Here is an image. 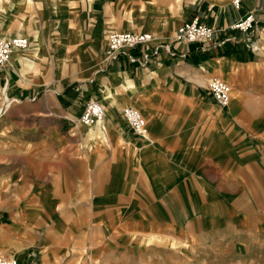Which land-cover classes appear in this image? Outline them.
I'll use <instances>...</instances> for the list:
<instances>
[{"label": "rangeland", "instance_id": "374dc122", "mask_svg": "<svg viewBox=\"0 0 264 264\" xmlns=\"http://www.w3.org/2000/svg\"><path fill=\"white\" fill-rule=\"evenodd\" d=\"M55 2L0 0V34L4 29L7 39L22 35L31 43L37 38L32 33L39 31L45 49L35 58V73L24 71L20 77L8 65L0 69V258L20 264L17 255L33 252L34 264H264V162L244 170L236 146L235 163L228 164L225 157L211 159L201 144L208 141L207 128L200 138L207 157L202 163L198 157L185 159L186 181L176 178L171 183V198H155L147 177L131 178L132 184L117 187L124 192L105 198L103 205L95 198L105 187L58 189L69 176L85 175L78 157L102 152L112 159L118 151L95 127H82L75 119L68 136L74 139L70 147L77 157L70 159L69 172L57 165L52 117L37 111L39 96L58 75L51 11ZM66 3L71 13L90 8L85 0ZM36 6L45 18L36 13ZM80 26L83 43L94 48L90 39L95 24ZM112 31L93 51L99 62ZM21 51L32 54L27 47ZM61 63L65 67L64 59ZM45 64H52L50 71L44 70ZM63 76L79 77L73 67ZM24 89L29 94L21 95ZM211 145L218 155L225 151L220 138ZM65 191L68 204H56L55 198Z\"/></svg>", "mask_w": 264, "mask_h": 264}, {"label": "crops", "instance_id": "0c3cea01", "mask_svg": "<svg viewBox=\"0 0 264 264\" xmlns=\"http://www.w3.org/2000/svg\"><path fill=\"white\" fill-rule=\"evenodd\" d=\"M55 1L51 11L56 19L53 28L56 30L58 75L56 81L52 79L51 88L39 96L37 111L52 117L55 154L60 158L57 165L66 167L69 172L70 159L77 157L76 154L72 156L74 149L70 145L74 139L68 136V131L90 99L102 104L106 143H112L118 151L112 159L102 152L87 155L84 160L78 157L77 161L86 167L85 175L81 179L69 176L58 189L105 187L95 198L97 204L103 205L105 198L124 192L117 191V187L132 184L131 178L144 180L147 177L153 193L157 194L155 198H171V183L176 178L186 181L185 159L198 157L201 162L203 156L207 157L201 144L207 146L211 159L225 157L228 164L235 163L236 146L241 150L244 170L253 163L262 166L264 0H239V8L232 6L233 0H85L90 8L74 9L73 13L66 3L70 0ZM32 4L35 5L34 0ZM37 6L34 7L36 13L41 19L45 18L46 13L37 11ZM247 13L255 14L253 29L242 33L231 30V24ZM195 17L215 29L213 39L204 44L174 41L179 27ZM79 22L90 26L95 24L94 38L90 39L94 48L83 43L85 38ZM3 30L1 34L6 38ZM110 30L151 33L154 41L147 49L151 56L148 63L140 66L129 62L125 55L103 63L105 49L99 56L101 62L95 59L93 51L104 42L103 36ZM32 36H36V40L26 46L31 55L18 50L11 54L8 66L16 74L20 75L21 70L36 72L35 47L39 48V54L45 50L42 45L44 34L37 31ZM164 43L171 46L174 57L165 50ZM156 49L157 53L153 54ZM44 53L49 54L48 50ZM128 53L139 59L142 49ZM63 59L66 62L64 68ZM30 63L35 66L27 69ZM51 65L45 64L44 70L50 71ZM71 67L76 69L79 77L66 79L63 71ZM8 72L5 77L9 76ZM212 78L223 80L231 88V100L225 108L220 107L207 91ZM27 94L26 89L22 90L21 95ZM215 104L220 111L215 109ZM127 106L145 117L146 138L136 136L124 122L121 111ZM205 128L210 135L208 141L200 144L201 132H205ZM218 132L223 135L218 136ZM85 133L89 136L87 130ZM217 138L225 145V151L219 155L213 152L211 145V141ZM171 156L175 162L169 161ZM66 196V191L59 194L55 198L56 204H68ZM35 255L26 252L17 258L20 264H34Z\"/></svg>", "mask_w": 264, "mask_h": 264}, {"label": "built area", "instance_id": "2783aa9c", "mask_svg": "<svg viewBox=\"0 0 264 264\" xmlns=\"http://www.w3.org/2000/svg\"><path fill=\"white\" fill-rule=\"evenodd\" d=\"M239 0H233L232 6L239 8ZM255 14L247 13L241 19L231 24L230 29L238 32L251 31L254 26ZM215 29L207 26L199 21L197 17L192 18L191 21L186 22L179 27L174 35V41L180 43H208L214 37ZM154 41L151 33L147 32H130V31H112L107 35L106 49L103 53L102 62L109 63L115 61L119 56L125 55L129 62L139 63L145 66L150 60L151 56L147 52L148 47ZM27 40L23 37L5 38L0 34V69L7 67V63L14 50L21 51L27 46ZM165 50L171 57L174 54L171 51L169 44L163 45ZM158 48V47H157ZM142 49L139 59L131 56L128 52ZM157 53V49L152 52ZM207 91L212 95L215 102L222 108L227 107L231 100V88L228 83L220 79L213 78L207 84ZM122 117L128 128L139 138H146V122L144 116L132 107H125L121 111ZM104 108L102 104L96 100L90 99L82 109L78 122L85 127H95L102 138L105 137L104 127ZM0 264H17L12 259L0 258Z\"/></svg>", "mask_w": 264, "mask_h": 264}, {"label": "bare ground", "instance_id": "6f19581e", "mask_svg": "<svg viewBox=\"0 0 264 264\" xmlns=\"http://www.w3.org/2000/svg\"><path fill=\"white\" fill-rule=\"evenodd\" d=\"M27 1H29V2H31L32 3V0H27ZM19 4L21 5V3L19 2ZM56 20V19H55ZM69 21V20H68ZM68 26V25H67ZM60 29V28H59ZM4 35L6 36V38L8 37V33H6V32H4ZM1 36H2V34H1ZM17 36H19V35H17ZM22 36V35H21ZM2 37H4V36H2ZM34 40H36V38H32L31 39V42H33ZM33 44V43H32ZM35 45V44H34ZM58 45V44H57ZM35 47V46H34ZM36 49H37V52H35L34 53V57L36 58H38L39 57V48H37L36 47ZM15 51V50H14ZM10 60V59H9ZM29 61V60H28ZM11 63H12V60L10 61ZM29 62H33V61H29ZM8 63H9V61H8ZM8 63H7V65H8ZM17 64V63H16ZM34 64H35V59H34ZM33 63H30V65L27 67V69H29V68H32V67H34L35 65H34ZM62 66H63V68H64V65L62 64ZM59 67H60V65H59ZM37 68V67H36ZM22 72L24 73V71L23 70H21L19 73H20V76H22ZM88 128H90V127H88ZM92 128V127H91ZM93 129V128H92ZM90 131H91V129H89ZM87 131H88V129H87ZM89 132V131H88ZM92 132V131H91ZM101 259V258H100ZM15 261V260H14ZM100 261V260H99ZM16 262V261H15Z\"/></svg>", "mask_w": 264, "mask_h": 264}]
</instances>
